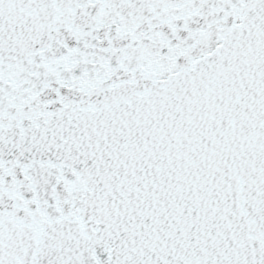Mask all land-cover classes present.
Segmentation results:
<instances>
[{
  "label": "snow or ice",
  "instance_id": "6c2138e0",
  "mask_svg": "<svg viewBox=\"0 0 264 264\" xmlns=\"http://www.w3.org/2000/svg\"><path fill=\"white\" fill-rule=\"evenodd\" d=\"M0 264H264V0H0Z\"/></svg>",
  "mask_w": 264,
  "mask_h": 264
}]
</instances>
